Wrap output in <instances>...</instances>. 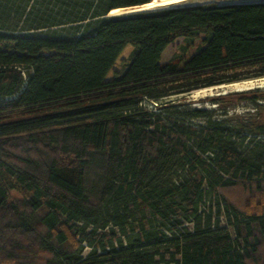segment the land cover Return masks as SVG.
I'll return each instance as SVG.
<instances>
[{
  "label": "trees",
  "instance_id": "obj_1",
  "mask_svg": "<svg viewBox=\"0 0 264 264\" xmlns=\"http://www.w3.org/2000/svg\"><path fill=\"white\" fill-rule=\"evenodd\" d=\"M12 1L0 0V264H264V90L211 98L223 115L256 109L237 118L141 104L264 76V1L115 15L152 0ZM178 37L183 54L162 62ZM238 185L244 209L224 192ZM25 246L48 256L19 260Z\"/></svg>",
  "mask_w": 264,
  "mask_h": 264
},
{
  "label": "rangeland",
  "instance_id": "obj_2",
  "mask_svg": "<svg viewBox=\"0 0 264 264\" xmlns=\"http://www.w3.org/2000/svg\"><path fill=\"white\" fill-rule=\"evenodd\" d=\"M260 1H264V0H191L190 3L191 5H193V4H227V3L260 2ZM25 3H26L25 0H16L14 2L13 1L10 2L11 5L21 4L22 6L29 7V3H26V5ZM184 44H185V40L183 37L176 38L164 50L162 54V62H167L173 59H177L179 56H181L183 54L181 47ZM133 53H134V46L133 45L126 46V48L123 50V52L120 54L119 58L117 59L113 67V70L109 73L108 78L113 77L116 72H122L126 68L127 64L130 62ZM254 73H255V69L245 70L242 74L244 76L250 75L249 77L241 78L240 80L229 83L232 84L235 82L258 80L264 78V76H259V77L253 76ZM229 83L200 87L186 92H174L161 98L158 101H154L151 99H144L141 104L142 106H144L149 110H158L159 105L176 106V109H180V110H187V108H192V107H203L208 109H214L216 111L214 117L217 118H225V117L237 118L238 116L245 115L247 113H255L256 109L249 103V101H241L235 105L226 107L228 111L227 115L222 114V110L219 109L220 107L215 102L211 101L212 97L221 94L224 95L230 92H242V91L247 92L256 89L264 90V87L254 88L250 90H241V91L235 90L226 93H220L216 90V88ZM224 192L229 198V200L232 201L237 207L241 209H244L249 202L250 195H249V190L246 187H243L241 185L229 187V188H225ZM223 219L224 218L222 217L221 220ZM222 223H224V221H222ZM188 225H190V223H188ZM25 248L26 249H23L22 251L24 256L22 257V259L19 260H35L37 262L38 260H40L43 262L45 258L48 256L46 253L41 252L37 248L33 247V249H28L26 246ZM91 251L92 248L89 245L83 244L80 251V255L85 257L89 255Z\"/></svg>",
  "mask_w": 264,
  "mask_h": 264
},
{
  "label": "bare ground",
  "instance_id": "obj_3",
  "mask_svg": "<svg viewBox=\"0 0 264 264\" xmlns=\"http://www.w3.org/2000/svg\"><path fill=\"white\" fill-rule=\"evenodd\" d=\"M191 0H152L151 2L137 5L133 7H127V8H116L113 9L110 14H124L127 12H137V11H146V10H153L158 7H167V6H178L182 4H191ZM193 4V3H192ZM264 87V78L258 79V80H248L243 82H235L232 84H225L222 85L216 90L220 93H226L229 91H241V90H250L254 88H262Z\"/></svg>",
  "mask_w": 264,
  "mask_h": 264
},
{
  "label": "water",
  "instance_id": "obj_4",
  "mask_svg": "<svg viewBox=\"0 0 264 264\" xmlns=\"http://www.w3.org/2000/svg\"><path fill=\"white\" fill-rule=\"evenodd\" d=\"M171 7H176V6L158 7V8L153 9V10H160V9L171 8ZM153 10H146V11H153ZM137 12H143V11H137ZM132 13H136V12H132ZM125 14H130V13H125ZM108 15H110V14H108Z\"/></svg>",
  "mask_w": 264,
  "mask_h": 264
}]
</instances>
